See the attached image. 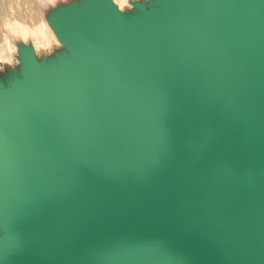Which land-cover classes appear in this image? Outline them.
<instances>
[{"label": "water", "instance_id": "95a60500", "mask_svg": "<svg viewBox=\"0 0 264 264\" xmlns=\"http://www.w3.org/2000/svg\"><path fill=\"white\" fill-rule=\"evenodd\" d=\"M226 7L216 17L225 43L209 59L191 66L172 55L179 79L200 90L194 106L161 80L169 110L158 109L129 50L106 76L107 126L88 138L101 146L108 133L106 154L69 146L66 155L65 139H88L51 124L37 134L42 144L10 136L39 161H25L30 176L0 172V185L28 179L36 201L0 192L14 215L0 219V264H264V28L243 0Z\"/></svg>", "mask_w": 264, "mask_h": 264}, {"label": "rangeland", "instance_id": "374dc122", "mask_svg": "<svg viewBox=\"0 0 264 264\" xmlns=\"http://www.w3.org/2000/svg\"><path fill=\"white\" fill-rule=\"evenodd\" d=\"M134 2L121 13L117 0H0L5 178L23 176L8 160L21 157L8 141L12 135L38 140L51 124L74 140L100 137L112 113L106 76L124 53L135 51L148 81L158 84L176 70L172 55L192 66L213 55L215 42L225 43L216 17L227 10L226 0Z\"/></svg>", "mask_w": 264, "mask_h": 264}, {"label": "bare ground", "instance_id": "6f19581e", "mask_svg": "<svg viewBox=\"0 0 264 264\" xmlns=\"http://www.w3.org/2000/svg\"><path fill=\"white\" fill-rule=\"evenodd\" d=\"M244 4L248 9L249 17L251 19V22H252L254 29L257 31V33H259L260 28L261 27L264 28V15H263L264 1L244 0ZM155 33H156V31H155ZM155 33H154V36H155ZM145 42H147V41H145ZM153 47H152V49H153ZM148 48H151V46H149ZM137 50H138V48H137ZM152 51H155V50H152ZM78 61H80V60H78ZM83 65H85V64H83ZM84 67H86V66H84ZM159 72L162 73L165 71H164V69H162ZM166 79H167V84H165V87L167 89L168 94L176 93L187 104L189 103L188 105L194 106L196 92L199 93L200 90L190 86L189 84H187L186 81L179 79V77L176 75L175 72L169 78H166ZM148 93H149L150 100L156 104L158 109H160L164 113H167L169 110V107L165 106L164 104L161 103V101L159 99L160 93H159V89L157 87V83L155 84V83L149 81ZM107 134L108 133L101 134V136L103 137L102 141H104V145L101 144V146L97 142L92 141L90 139L86 140L82 144L81 143H74L72 140L65 139V153L67 155L69 146H74V155H77V156H79V155L88 156V155L92 154V152L93 153L95 152V155H99V156L104 155L108 151V148H110V144L108 142V139L106 138ZM38 142H39V144H42V141L40 139L38 140ZM20 155H21L20 158H17L14 155L10 158V159H13V161H12L13 166H14L13 170L19 171L21 169V172H24L23 174L30 176V170L31 169H30V167L25 166L26 165L25 161H27V163H28L27 159L32 158L33 160L38 162L39 156L37 154H25V153H20ZM75 158H73V160H79V159H75ZM80 158H83V157H80ZM25 187L30 189V188L35 187V184L32 181L27 179V181L22 182L18 186L14 187L13 190H10L9 188H7V187L5 188V187L0 185V192L8 195L12 199L17 200L22 205H24L26 207H30V205H33L35 203L36 198H35V195L32 192L27 191V188H25ZM7 207H9L7 202L0 200V219H7V218L14 216L7 209Z\"/></svg>", "mask_w": 264, "mask_h": 264}, {"label": "clouds", "instance_id": "9594fccd", "mask_svg": "<svg viewBox=\"0 0 264 264\" xmlns=\"http://www.w3.org/2000/svg\"><path fill=\"white\" fill-rule=\"evenodd\" d=\"M117 2L120 5L119 10L121 13H124V9L126 7H129V10H132V5L131 6L129 5V0H117ZM141 2L147 4V3H150V0H135L134 4L141 3Z\"/></svg>", "mask_w": 264, "mask_h": 264}]
</instances>
